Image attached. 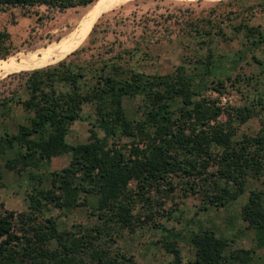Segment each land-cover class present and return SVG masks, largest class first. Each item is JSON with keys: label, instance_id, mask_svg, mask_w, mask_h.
<instances>
[{"label": "trees", "instance_id": "obj_1", "mask_svg": "<svg viewBox=\"0 0 264 264\" xmlns=\"http://www.w3.org/2000/svg\"><path fill=\"white\" fill-rule=\"evenodd\" d=\"M94 1L0 0V8L45 4L63 9ZM245 27L246 34L261 36L256 27ZM90 41L89 36L86 45L69 53L87 48ZM136 48L122 47L103 58L97 50L94 59L62 57L18 71L25 75L27 95L16 100L29 115L14 132L0 134V152L17 146L4 166L22 171L64 152L68 161L45 175L29 171L35 181L25 192V209L0 208V264H136L116 239L123 229L150 221L151 209L146 207L141 219L137 203H149L151 190L167 195L174 189L173 177L179 194L197 195L200 208L222 206L245 191L239 213L252 229L254 244L231 246L212 226L199 222L187 234L192 254L185 262L177 233L168 230L158 239L171 254L168 264H241L264 245V117L254 133L235 135L236 126L256 112L247 104L224 105L203 93L207 87L222 92V79L209 86L204 68L179 64L164 73H145L117 60ZM139 93L147 98L139 115L129 118L123 97ZM255 100L261 104L260 96ZM87 103L94 114L87 139L70 143L65 138L69 124ZM249 179L260 186L246 187ZM76 206H84L93 222L60 226L48 213Z\"/></svg>", "mask_w": 264, "mask_h": 264}, {"label": "rangeland", "instance_id": "obj_2", "mask_svg": "<svg viewBox=\"0 0 264 264\" xmlns=\"http://www.w3.org/2000/svg\"><path fill=\"white\" fill-rule=\"evenodd\" d=\"M96 1L63 9L45 4L0 8V33H7L4 37L0 35V52L6 53L0 59L34 52L75 31L83 18L89 19L88 10ZM93 25L94 30L90 31ZM245 25L256 27L261 36L255 32L246 34ZM206 29L209 32H205ZM87 34L91 39L89 46L69 53L88 43ZM135 46V52L117 60L145 73H164L179 64L187 69L204 68L207 70L204 80L209 86L222 79L225 85L222 92L207 87L203 93L217 97L224 105L252 107L256 114L238 124L235 135L256 131L259 117H264V0H125L94 15L83 37L63 57L75 62L86 61L94 59L97 50H101L103 58L122 47ZM207 52L210 62L205 61ZM20 70L27 69L0 71V134L14 132L19 123L28 120L29 113L16 100L27 95L23 86L25 75L19 73ZM257 96L261 97V104L255 100ZM146 98L141 93L124 96L126 116L137 117L139 105ZM93 117L92 104H84L80 118L69 124L66 140L70 143L85 141ZM219 118L224 119V114ZM16 147L13 145L0 152V208L14 211L26 208L25 192L35 181L29 177V171L45 175L68 161V153L64 152L22 171L8 169L4 161L14 154ZM172 180L174 189L167 195L151 190L149 203H137L135 210L141 219L143 211H148L146 207L151 209L150 221H142L131 230L123 229L116 239L117 247L131 253L136 264H168L171 254L158 240L168 230L177 233V244L185 262L192 254L187 234L199 222L212 226L229 239L231 246H253L252 229L239 213L245 191L222 206L200 208L197 195L183 197L176 178ZM249 186L260 184L249 179L246 187ZM48 213L56 217L60 226L71 222L91 223L94 219L84 206H76L68 212L52 208ZM241 264H264V245L255 247L251 258Z\"/></svg>", "mask_w": 264, "mask_h": 264}, {"label": "bare ground", "instance_id": "obj_3", "mask_svg": "<svg viewBox=\"0 0 264 264\" xmlns=\"http://www.w3.org/2000/svg\"><path fill=\"white\" fill-rule=\"evenodd\" d=\"M122 1L125 0H97L91 6V9L88 10L87 16L89 17L90 15L89 19L85 17L81 20L80 28L78 27L75 31L63 37L61 36L62 38L59 40L49 42L34 52L20 54L19 57L11 56L6 59H0V71L29 69L43 66L60 59L80 41L88 28V22L94 15Z\"/></svg>", "mask_w": 264, "mask_h": 264}]
</instances>
